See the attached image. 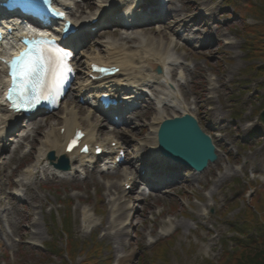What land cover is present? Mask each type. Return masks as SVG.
<instances>
[{"label": "rangeland", "instance_id": "1", "mask_svg": "<svg viewBox=\"0 0 264 264\" xmlns=\"http://www.w3.org/2000/svg\"><path fill=\"white\" fill-rule=\"evenodd\" d=\"M75 1V15L82 20L101 2L122 12L133 5L132 0ZM164 1L157 5V16L142 26L102 28L78 51L76 61L79 80L86 84L89 61L106 59L109 43L126 52L145 41L160 44L172 57L170 70L177 73L166 87L146 88L151 96L119 124L76 97L77 87L57 113L20 122L0 142V264H120L122 258L123 264H228L240 240H247L237 228L248 219L253 227L249 237L257 236L259 224L263 228L264 124L259 118L264 112V17L249 0ZM180 71L186 75L181 82ZM177 90L179 101L194 111L217 148L218 161L201 174L150 163L157 159L153 119L158 113L164 119L179 115L174 96L165 95ZM159 98L166 102L161 105ZM68 111L76 114L81 128L94 127L98 141H118L125 162L110 171L99 169V160L88 167L76 165L73 178L55 170L47 156L37 165L35 178L22 181V173L36 165L46 133L62 125ZM141 167L148 170L144 180ZM125 175L134 178L130 190L122 188ZM159 176L163 183L152 181ZM86 211L89 225L84 223ZM68 241L73 262L67 258ZM96 244L102 248L87 259Z\"/></svg>", "mask_w": 264, "mask_h": 264}, {"label": "bare ground", "instance_id": "2", "mask_svg": "<svg viewBox=\"0 0 264 264\" xmlns=\"http://www.w3.org/2000/svg\"><path fill=\"white\" fill-rule=\"evenodd\" d=\"M133 1V0H132ZM146 2L145 8H147L148 5H151V2ZM62 6H67V4L63 1H61ZM88 6H92V2L88 1ZM142 8V7H141ZM146 10V9H145ZM144 10V11H145ZM129 14L136 15L134 9L132 8L128 12ZM123 14V13H122ZM145 14V13H144ZM140 16L143 17V14ZM2 19V17H0ZM36 24V23H32ZM76 41L79 42L81 36L77 35ZM145 44V45H144ZM144 44H140L138 47V50H134V52H126L125 49L121 47H116L113 44H108L109 48L111 47V51L106 52L107 58L106 59H97L91 60V67H90V72L88 76V80H86L87 83L92 85V87H95L98 89L100 87L101 83L95 82L91 78L92 74V64L96 63L99 65H104V66H112L116 64L120 68H122L120 74L109 81L113 86L116 85L122 86L126 88L128 91L130 89H133L131 91V95L134 96V105H138L137 100H139L142 96H144L143 92L146 88L152 86L154 83H158L159 85H168L170 80H173L174 77L176 76V70H170V62H171V56L169 53H167L160 44H154L148 41H145ZM5 49H0V57L2 59L8 60V56L5 55ZM119 51V53L115 54L114 52ZM118 56V57H116ZM160 67L162 69V74L158 75L156 73V68ZM1 69H3L2 73L4 72V65L2 62H0V73ZM184 76L183 71L180 72V78L182 79ZM140 87L144 89H139ZM120 90V89H119ZM86 88L83 86H80V90L76 92L77 96L79 97H85L86 96ZM173 95L175 98L174 102V108H177L179 110V115L178 116H184V115H191L194 116L195 118L197 117L196 114L192 109H190L185 103H181L179 101V97H181L180 92L178 90L175 91H169L165 95ZM1 88H0V136L4 135L6 131L8 130L9 127H12L15 124V118L16 116L12 115V112L8 111L7 109V103L5 101V97L1 95ZM98 97V96H97ZM166 99L165 98H159V103L162 105V103H165ZM132 108V107H131ZM127 109V106L125 107ZM120 110V109H119ZM118 109L114 110L113 113L119 114L121 112H117ZM44 114V112H41L40 115ZM66 117L63 119V123L60 126H51L50 132L46 133L44 137V143L41 144V149L39 151V155L37 156L35 160L34 166L29 167L22 173V181L24 182H29L35 178V169L37 165H41L42 163L48 161L47 156L50 155V153L53 151L55 154L54 155V162L52 164H55L57 160L61 157L64 156L65 154V142L73 136L75 130L79 129L80 126L77 124L78 119L76 117V114L73 111H68L66 113ZM165 120L164 117L161 115V113H158V116H156L153 119V122L155 123V131L157 132L158 128L160 127L162 121ZM55 127H61L63 128L64 132L61 134L60 129L55 128ZM37 129H40L38 127ZM86 132V136L84 138V142L91 144L92 146H95L99 144L95 139V135L93 133L94 127H91L90 129H84ZM156 135V134H155ZM109 144L110 142H114L115 146H118V143L114 140H108ZM157 141V138L155 137V142ZM156 145V144H155ZM109 146V145H108ZM116 147H110L108 148V152H105L106 158L110 159V166L109 168H112V165L115 164L116 161V156H117V148ZM66 155V154H65ZM67 158L69 162H77L78 165L83 166L84 164V159L82 156H80L78 153L73 152L72 154H68ZM89 159V158H88ZM165 161V159H164ZM90 163V161H89ZM67 173H73V169L71 168ZM124 182L126 184L132 183V179L129 178V176L125 175V180ZM21 183V181H19ZM24 185L21 183L20 187ZM20 189L16 190L15 194L20 195ZM84 223L86 225L91 224L92 219L89 211H86L84 214ZM125 262V258H122L120 260V264H123Z\"/></svg>", "mask_w": 264, "mask_h": 264}, {"label": "snow or ice", "instance_id": "3", "mask_svg": "<svg viewBox=\"0 0 264 264\" xmlns=\"http://www.w3.org/2000/svg\"><path fill=\"white\" fill-rule=\"evenodd\" d=\"M76 39L72 34L67 35L64 48L58 47L51 38L27 40L25 42L28 47L4 61L8 68L7 74L11 77L8 100L11 101L13 110H29L37 103L55 100L72 72L68 63L70 52L66 49ZM72 143L74 145L76 141L73 140ZM150 163L161 169L167 165L162 159H155Z\"/></svg>", "mask_w": 264, "mask_h": 264}, {"label": "water", "instance_id": "4", "mask_svg": "<svg viewBox=\"0 0 264 264\" xmlns=\"http://www.w3.org/2000/svg\"><path fill=\"white\" fill-rule=\"evenodd\" d=\"M158 73H161L160 69ZM259 119L264 124V112ZM158 141L163 155L196 172H203L209 162L215 163L218 160L216 147L211 138L201 130L197 120L190 115L164 121L158 132ZM56 167L69 170L65 158H62Z\"/></svg>", "mask_w": 264, "mask_h": 264}, {"label": "trees", "instance_id": "5", "mask_svg": "<svg viewBox=\"0 0 264 264\" xmlns=\"http://www.w3.org/2000/svg\"><path fill=\"white\" fill-rule=\"evenodd\" d=\"M248 5L256 10V13L258 14V16L261 15L262 17H264V1H262V0H259V1L258 0H256V1L255 0H249ZM249 30L255 33L254 28L249 29ZM252 32H250V33H252ZM261 51H264V49H262ZM262 57L264 58V54H262ZM260 73H264V67H261ZM67 219L65 220V222L68 221ZM65 222H64V225H65ZM261 223L264 224L263 218L261 220ZM255 225L258 226L256 223H255ZM260 227L262 228V226L259 224V228L257 229L258 234L255 237H249L247 235L248 229L253 228L252 227V220L249 221V219H248L247 222L245 223L244 227L237 228V231H239L241 233V235L246 236L245 238H247V240H244V239L240 240L242 242L239 243V246H238L239 250L234 255L233 259L230 262H228V264H264V226L262 229H260ZM66 228H69V226L68 227L66 226ZM66 231L62 230V234L63 233L67 234ZM67 236H68V234H67ZM68 238H69V236H68ZM46 248H48L49 251L51 252V254H53V255L57 254V252H58V251H54V248H52V246L49 244H45V249ZM101 248L102 247L100 245L96 244V247H94V249L89 250V252L86 253V258H87V256L90 257L95 250L100 251ZM61 252L62 251H60V253ZM66 252H67V258L73 262L74 261V250H73L72 241L67 242ZM158 257H159V255H158ZM65 264H68V263L66 262Z\"/></svg>", "mask_w": 264, "mask_h": 264}]
</instances>
